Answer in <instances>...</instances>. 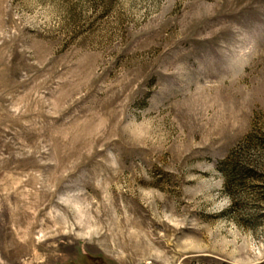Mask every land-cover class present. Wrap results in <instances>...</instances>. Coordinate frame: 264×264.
Returning <instances> with one entry per match:
<instances>
[{
    "label": "rangeland",
    "instance_id": "1",
    "mask_svg": "<svg viewBox=\"0 0 264 264\" xmlns=\"http://www.w3.org/2000/svg\"><path fill=\"white\" fill-rule=\"evenodd\" d=\"M0 264H264V0H0Z\"/></svg>",
    "mask_w": 264,
    "mask_h": 264
}]
</instances>
